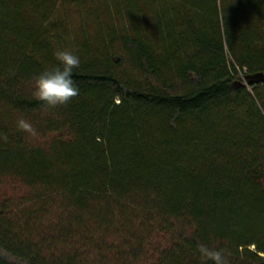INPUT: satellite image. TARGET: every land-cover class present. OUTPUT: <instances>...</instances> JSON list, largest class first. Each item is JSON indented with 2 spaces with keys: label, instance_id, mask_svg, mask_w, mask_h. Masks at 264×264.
<instances>
[{
  "label": "trees",
  "instance_id": "obj_1",
  "mask_svg": "<svg viewBox=\"0 0 264 264\" xmlns=\"http://www.w3.org/2000/svg\"><path fill=\"white\" fill-rule=\"evenodd\" d=\"M73 1L132 33L77 46L79 95L46 110L33 77L68 42L0 0V264H264V83L237 79L264 72V0Z\"/></svg>",
  "mask_w": 264,
  "mask_h": 264
},
{
  "label": "rangeland",
  "instance_id": "obj_2",
  "mask_svg": "<svg viewBox=\"0 0 264 264\" xmlns=\"http://www.w3.org/2000/svg\"><path fill=\"white\" fill-rule=\"evenodd\" d=\"M19 1L20 0H8L9 7H12L11 11L15 10L14 8L17 7ZM58 1L59 0H38L37 5H34L32 2H36L35 0H26V5L22 10L24 28L29 31L39 32L45 27L48 19L57 21L60 34L68 42V45L65 43V46H67L66 49L71 51H77V46H80L81 43H85L86 41H89V43L97 49L99 44L97 45L95 43L98 42L100 37L103 38V40L101 39L102 41L110 43L111 40L108 39L109 36L107 33L111 30H115L120 38L124 37L123 35L127 31L132 33V26H130V24L118 18H109V16L104 13V9L100 10L96 5H93L95 9L92 10V7H87L86 9L81 8V6L77 5L73 0H65L62 3H58ZM44 8L47 10L46 15L42 14L44 13ZM53 14L55 15L53 16ZM142 18L147 20L150 35H152L154 26H156L157 33L159 30L161 32V29L167 26L169 20H171L165 12L161 18H157L159 21L155 20L154 23L153 16L147 8L143 9V16L141 19ZM141 31L144 33L145 29L141 27ZM1 46L2 44L0 42V51ZM237 79L244 85L250 87L244 75L241 74ZM8 190H10L9 192L11 193V188Z\"/></svg>",
  "mask_w": 264,
  "mask_h": 264
},
{
  "label": "clouds",
  "instance_id": "obj_3",
  "mask_svg": "<svg viewBox=\"0 0 264 264\" xmlns=\"http://www.w3.org/2000/svg\"><path fill=\"white\" fill-rule=\"evenodd\" d=\"M56 64L40 74L33 77L32 96L35 100L42 102L45 109L56 108L67 105L72 99L79 95V87L73 80V73L80 66V58L69 49H57L54 52ZM15 73L13 72V75ZM18 130L27 133L31 137L38 135L34 126L26 119H19ZM7 135H0V140L7 142ZM199 258L202 264H230L226 250L210 248L206 245L198 246Z\"/></svg>",
  "mask_w": 264,
  "mask_h": 264
},
{
  "label": "water",
  "instance_id": "obj_4",
  "mask_svg": "<svg viewBox=\"0 0 264 264\" xmlns=\"http://www.w3.org/2000/svg\"><path fill=\"white\" fill-rule=\"evenodd\" d=\"M245 79L247 84L250 86L264 83V72L248 75L245 77Z\"/></svg>",
  "mask_w": 264,
  "mask_h": 264
}]
</instances>
